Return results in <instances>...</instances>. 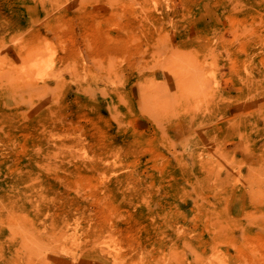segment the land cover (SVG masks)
Returning <instances> with one entry per match:
<instances>
[{"label":"rangeland","instance_id":"374dc122","mask_svg":"<svg viewBox=\"0 0 264 264\" xmlns=\"http://www.w3.org/2000/svg\"><path fill=\"white\" fill-rule=\"evenodd\" d=\"M0 264H264V0H0Z\"/></svg>","mask_w":264,"mask_h":264}]
</instances>
